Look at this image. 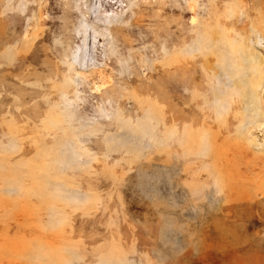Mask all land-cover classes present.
<instances>
[{
    "label": "rangeland",
    "instance_id": "obj_1",
    "mask_svg": "<svg viewBox=\"0 0 264 264\" xmlns=\"http://www.w3.org/2000/svg\"><path fill=\"white\" fill-rule=\"evenodd\" d=\"M206 231L264 264V0H0V264H179Z\"/></svg>",
    "mask_w": 264,
    "mask_h": 264
},
{
    "label": "crops",
    "instance_id": "obj_2",
    "mask_svg": "<svg viewBox=\"0 0 264 264\" xmlns=\"http://www.w3.org/2000/svg\"><path fill=\"white\" fill-rule=\"evenodd\" d=\"M242 138H246V136H243ZM248 152V151H247ZM249 153V152H248ZM249 161L253 162V171H254V177L250 180L251 182L255 181L257 177H259L260 170L257 168V164L255 163V154L250 152L249 156ZM200 240H204L205 244L206 242L210 240H216L219 241L221 238L216 237V234L213 232L211 233L210 231H206L203 235L199 236ZM207 245V244H206ZM208 248L203 249V251L198 250L197 252H194L191 250L189 247L187 249H182L180 254L177 255L178 258H180V263L179 264H222L221 262V249H216L215 247H211V244L207 245ZM175 256V255H174ZM237 258L238 254L234 255ZM176 257V256H175ZM239 261V260H238ZM226 262V261H225ZM228 263V262H227ZM232 264V263H230ZM234 264H237V262H234Z\"/></svg>",
    "mask_w": 264,
    "mask_h": 264
}]
</instances>
